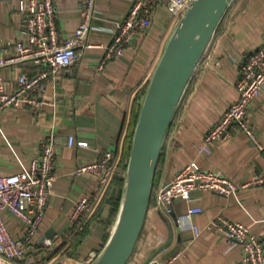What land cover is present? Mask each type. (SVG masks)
Instances as JSON below:
<instances>
[{"label": "crops", "instance_id": "obj_1", "mask_svg": "<svg viewBox=\"0 0 264 264\" xmlns=\"http://www.w3.org/2000/svg\"><path fill=\"white\" fill-rule=\"evenodd\" d=\"M84 2L54 0L60 38L76 28ZM131 2L94 0L92 28L79 48L77 62L59 72L49 73L39 96V108L35 110L24 105L0 109V174L15 173L27 167L43 139L50 140L56 150L54 179L45 217L31 248L44 264H51L58 255L65 264H85L89 254L101 248L103 238L113 224V221L107 222L108 208L105 207L99 219L91 221L87 234L76 249L68 247V242L57 249L62 236L74 228L69 215L75 202L82 194L98 188L95 176L87 172L77 174L76 167L117 147L126 130L128 109L134 96L132 88L154 64L157 53L162 52L174 27L167 28L169 13L163 4L156 3L148 28L134 37L122 56L107 60L104 67L98 69L105 46L124 19ZM22 24L19 0H0V56L14 53V40L24 37ZM263 40L264 0H232L171 119L161 147L163 161L159 179L151 191L141 231L126 264L156 261H168V264H244L240 246L230 244L222 235L207 229L208 223L216 216L241 222L251 233L264 238V190L261 187L241 188L235 196L197 189L192 192L190 201L174 200L169 214L163 212L157 198L158 189L190 159L198 161L206 170L237 181L264 171V88L247 111L257 142L233 126L231 136L214 142L209 154L198 151L208 127L238 97L236 80L241 58ZM43 68L29 60L20 61L7 64L2 68V74L8 87L13 88L18 74L32 76ZM69 136L86 141L87 146H69ZM188 206L201 208L192 214L190 221L198 229L197 233L190 225L179 223L178 218L184 216ZM4 219L9 231L19 237L18 220L9 214H5ZM45 233L52 234L49 239L53 241V249L57 250L52 257L48 256L43 240L40 241ZM167 240V245L145 263L146 258Z\"/></svg>", "mask_w": 264, "mask_h": 264}, {"label": "built area", "instance_id": "obj_2", "mask_svg": "<svg viewBox=\"0 0 264 264\" xmlns=\"http://www.w3.org/2000/svg\"><path fill=\"white\" fill-rule=\"evenodd\" d=\"M192 0H132L124 19L113 32L110 42L98 64L102 69L107 60L118 58L131 44L134 37L145 31L151 24L153 8L156 3L165 6L174 25L185 13ZM23 14V38L14 40V53L0 56V109L6 107L29 106L37 110L49 73H56L75 64L79 58V48L84 45L91 30L94 14V0H85L76 28L66 37L60 38L55 22L54 0H19ZM29 60L44 67L37 74L28 76L20 73L13 88L3 77L2 68L14 62ZM238 97L230 102L202 136L198 151L209 154L214 142L231 136V128L246 133L257 142V137L248 121L247 111L251 102L264 88V40L241 58L236 80ZM69 146L86 147L87 142L69 136ZM260 147L261 145L258 144ZM56 150L50 140L40 142L36 154L28 165L11 174H0V264H44L38 259L32 246L36 243L40 226L45 217L50 190L54 179ZM115 160L112 151L105 150L90 162L79 164L75 173H90L96 178L97 190L82 194L75 202L69 215L70 222L79 230L91 216L101 189L115 173ZM257 186L264 190V171L252 173L242 180H234L216 171L206 170L198 161L190 159L175 170L169 180L157 192L158 204L165 214L172 212L176 199L191 200L194 190H208L223 196H235L241 188ZM197 206H188L181 225H190L195 233L198 229L191 221L192 214L200 211ZM9 214L20 224L21 234L14 236L8 229L4 215ZM216 234L222 235L230 244L240 246L244 264H264V238L251 233L246 225L223 216H216L206 226ZM45 249H53L52 239H43ZM97 252H91L85 261L88 264ZM151 264H168L156 261Z\"/></svg>", "mask_w": 264, "mask_h": 264}, {"label": "water", "instance_id": "obj_3", "mask_svg": "<svg viewBox=\"0 0 264 264\" xmlns=\"http://www.w3.org/2000/svg\"><path fill=\"white\" fill-rule=\"evenodd\" d=\"M231 2L192 0L174 25L143 96L115 219L104 244L88 264H126L131 256L144 222L154 172L171 119L195 67ZM50 237L52 234L45 233L40 241ZM168 242L151 253L145 263Z\"/></svg>", "mask_w": 264, "mask_h": 264}, {"label": "trees", "instance_id": "obj_4", "mask_svg": "<svg viewBox=\"0 0 264 264\" xmlns=\"http://www.w3.org/2000/svg\"><path fill=\"white\" fill-rule=\"evenodd\" d=\"M169 17L170 18L167 23V28L174 25L173 18L171 16ZM158 53H157V58H155L154 60L155 61L154 64H152L151 68L147 70L144 78L141 79V81H139L132 88V92L134 93V96L131 100V104L128 109V120H127L128 122H127L126 130L122 136V139L117 144V147L114 149V151H112L115 160V168H116L115 173L107 182L104 191H102V195L100 196L98 202L96 203V206L91 216L85 221V223L82 225V227L79 230L72 228L66 234H64L61 238L60 244L57 245L58 246L57 249L67 244V242H68V247H70L73 250L76 249L77 246L83 241L85 235L87 234L88 227L91 221L99 219L100 214L102 213L105 207L108 208L107 222H112L115 219L120 202L123 184H124V176L122 175V172L126 170L127 159L131 148L133 130L138 118L143 96L145 94L151 73L161 54ZM162 161H163V157L160 152L152 180V189L156 187V184L158 182ZM107 236H108V232H106L105 237L103 238L101 247L104 244ZM56 251L57 250L55 249L48 250L47 252L48 256L52 257L56 253ZM51 264H65V262L63 258L60 257V255H58L55 258H53Z\"/></svg>", "mask_w": 264, "mask_h": 264}, {"label": "rangeland", "instance_id": "obj_5", "mask_svg": "<svg viewBox=\"0 0 264 264\" xmlns=\"http://www.w3.org/2000/svg\"><path fill=\"white\" fill-rule=\"evenodd\" d=\"M125 174V173H124Z\"/></svg>", "mask_w": 264, "mask_h": 264}]
</instances>
